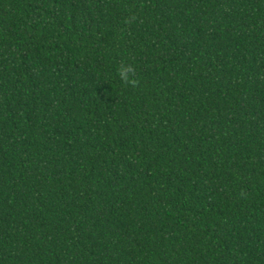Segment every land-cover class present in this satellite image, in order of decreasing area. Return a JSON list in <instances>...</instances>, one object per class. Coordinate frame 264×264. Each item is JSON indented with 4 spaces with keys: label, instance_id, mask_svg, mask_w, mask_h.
I'll list each match as a JSON object with an SVG mask.
<instances>
[{
    "label": "trees",
    "instance_id": "obj_1",
    "mask_svg": "<svg viewBox=\"0 0 264 264\" xmlns=\"http://www.w3.org/2000/svg\"><path fill=\"white\" fill-rule=\"evenodd\" d=\"M0 264H264V0H0Z\"/></svg>",
    "mask_w": 264,
    "mask_h": 264
},
{
    "label": "clouds",
    "instance_id": "obj_2",
    "mask_svg": "<svg viewBox=\"0 0 264 264\" xmlns=\"http://www.w3.org/2000/svg\"><path fill=\"white\" fill-rule=\"evenodd\" d=\"M118 75L125 84L131 83L135 85L136 81L133 79L134 68L131 65L121 66L118 70Z\"/></svg>",
    "mask_w": 264,
    "mask_h": 264
}]
</instances>
